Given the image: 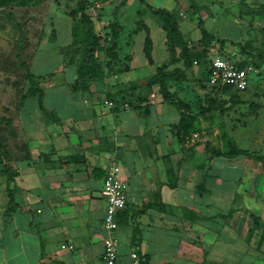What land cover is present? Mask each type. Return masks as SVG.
Returning a JSON list of instances; mask_svg holds the SVG:
<instances>
[{
    "label": "crops",
    "instance_id": "crops-1",
    "mask_svg": "<svg viewBox=\"0 0 264 264\" xmlns=\"http://www.w3.org/2000/svg\"><path fill=\"white\" fill-rule=\"evenodd\" d=\"M134 29L130 34H137ZM152 31L154 63L145 56L144 43L139 56L134 37L123 38L122 32L117 58L100 51L105 76L83 81L77 63L67 58L71 20L65 46L47 54L46 72L34 69L38 49L48 38H39L32 54L26 52L28 45L22 53L43 89V108L38 95L21 98L26 83L0 85V172L8 167L16 173L10 182L0 173V264H104L103 182L112 163L120 165L129 185L115 232L118 264H134L135 251L141 264H264V238L250 237L251 213L243 215V222L241 211L219 209V202L231 207L252 200L255 185L264 190L263 171L244 155L209 159L205 148L206 140L224 143L229 134L253 151L258 129L248 134L249 125L235 129L224 115L213 119L202 108L204 88L172 83L171 91L197 118L181 146L173 130L181 120L179 110L164 100L159 84L150 85L156 68L170 57L165 33L164 52L159 48L162 58L156 62L158 41ZM216 51L212 47L210 55ZM8 66L7 56L0 67ZM141 66H155L151 78L137 77ZM196 67L197 74L204 72L203 65ZM241 101L246 102L242 96ZM9 190L15 208L7 212Z\"/></svg>",
    "mask_w": 264,
    "mask_h": 264
},
{
    "label": "rangeland",
    "instance_id": "rangeland-1",
    "mask_svg": "<svg viewBox=\"0 0 264 264\" xmlns=\"http://www.w3.org/2000/svg\"><path fill=\"white\" fill-rule=\"evenodd\" d=\"M144 1L145 3L141 0H88L91 8L90 13L97 23V33L103 38L102 43L104 45L109 43L106 37L107 23L117 19L123 25L122 37L124 38L132 33V30L137 27V21L142 19L149 25L150 30H153L154 37L158 41V52H155V57L156 62L159 63L162 58L159 48L164 52L165 31L161 19L152 12L148 4L153 7L173 8L171 11L176 13L183 33L187 38L192 39L189 42L194 46H198L199 40L203 37L202 27L206 28L214 36L209 41L210 47L219 52L232 54L236 52L237 58L249 59L251 63H255L256 75L251 79L250 88L240 92L246 102L231 105V97L236 94L237 90L233 88L230 91H219L218 94L217 90L207 83L203 71L201 74H197V64L193 65L186 80L173 83L188 85V87L190 85L201 86L202 90L204 88L206 94L201 98L203 109L209 105V100L216 97L214 104L225 109L223 115L230 127L235 126V129H238L249 125V129L245 132L248 134L250 132L252 134L254 129H258L260 136L257 139V145L252 146L254 148L252 152L263 155L264 13L262 7L264 0H199L196 7L191 6V0ZM76 7L77 0H12L9 4L0 6V62L7 59V56L10 59V66L0 67V85L25 84L22 77L23 71L19 67L15 55L16 43L22 37L19 27L22 28L25 37V48L27 45L30 46L26 51L28 55L39 47V38H48L49 43L42 44L38 49L36 57L38 65L34 69L37 73H44L49 66L47 54L51 52L53 55L58 54L60 48L64 47L69 40L66 33L69 21L72 20L73 25L80 21L79 15L75 14ZM52 29L61 32V34H56L54 40H50ZM130 35L135 39L136 52L140 56L139 50L144 43L146 33L140 31L136 35ZM247 43L248 46H246ZM84 46L85 43L82 45L73 44V42L68 44L67 52L71 53L67 57L68 60L74 53L77 54L79 49L82 52ZM244 46H246V50ZM97 55L100 59L104 53L98 51ZM153 71H155V66H141L138 69L137 77L151 78ZM193 91L191 90V92ZM193 105L196 108L199 103ZM227 105L231 106L227 108ZM249 146L241 141V147L248 148ZM251 161L257 169L259 168L264 173V160ZM250 190L252 191V200L236 201L232 203L231 207L229 203L219 202V209L230 214L241 211L244 213L241 214L243 222L246 220V216L243 217V215L251 213L250 237L254 236L256 241H262L264 238V190L260 185H255Z\"/></svg>",
    "mask_w": 264,
    "mask_h": 264
},
{
    "label": "trees",
    "instance_id": "trees-1",
    "mask_svg": "<svg viewBox=\"0 0 264 264\" xmlns=\"http://www.w3.org/2000/svg\"><path fill=\"white\" fill-rule=\"evenodd\" d=\"M11 1L12 0H0V6L7 5ZM141 1L145 3L144 0ZM198 1L199 0H191V6H198ZM148 6L152 10V12L157 15L162 21L163 29L166 33V43L170 53L169 62L161 64L156 68L155 75L152 78L150 84H159L160 91L163 95L164 100L175 105L179 110L181 120L178 124H175L173 126V130H175L176 132L180 145L184 147L188 136L192 133V131H194L195 124L197 123V118L196 115L191 112L190 105L183 99H181L175 92L171 91V85L174 81L180 82L186 80L195 62H197L198 65H203L207 83L211 85L209 83L208 66L210 51L212 47H210L209 41H211L210 39H213L214 36L210 31L202 27L203 37L199 40V45L194 46L189 42V40L185 38V36L181 32L179 21L174 11L163 7H153L149 4ZM262 8V12L264 13V5ZM90 9L91 8L88 0H77L75 14L77 13L79 15L80 21L73 25V44L79 43L82 45V43H85V46L82 52L79 49L77 54L74 53L75 55L73 54L69 59L70 62L77 63L78 80L83 81L100 79L105 76V63L100 61L97 56V52L105 50L110 54L112 59L117 58L115 50L118 48V43L123 32V26L117 19L111 21L107 26L109 31L106 33V37L108 38L109 43L108 45H104L102 43L103 38L96 32L95 23L90 13ZM19 28L22 37L19 38L16 43L15 55L17 57V63L23 71L22 77L24 78L26 85H29L28 90L21 96V98L24 99L25 97L38 95L40 105L43 108L44 92L43 89L38 86L40 85L37 81L38 77L33 73L30 65L23 58L22 53L25 48V37L22 28ZM140 31H145L146 33L144 42L145 56L150 63H154L152 55L153 39L151 37V30L142 19L137 21V27L134 29V33H138ZM56 34V29H52L50 40H54ZM248 45L249 44L247 43L246 46ZM246 46H244L245 50ZM70 54V52H67V57L70 56ZM219 54L225 58L233 60L235 62V65L241 68L249 64L255 65V63H251L249 59L237 58L235 56L236 52L232 54L222 51L219 52ZM178 63H181V66L177 65ZM211 86L217 90L218 94L219 91L221 92L233 90L231 86L226 85ZM215 99L216 97H213V99L209 100V105L203 109V111H205L208 116H212L213 119L215 114L223 116V112L225 111V109L223 110L221 107L214 104ZM231 101V105L242 103L240 91H236V94L231 97ZM231 105H227V108H229ZM205 148L208 153L209 159H213L215 157L234 158L240 155H244L258 161L264 160V154L259 155L248 149L241 148L229 134L226 135L224 144L213 139L206 140ZM0 173L7 174L9 182L12 181V179L14 178L13 175L16 174L15 171H11L8 167H4ZM14 208V192L12 190H9V208L7 209V212L14 210ZM227 216L228 214L221 215V217L223 218H227Z\"/></svg>",
    "mask_w": 264,
    "mask_h": 264
},
{
    "label": "built area",
    "instance_id": "built-area-1",
    "mask_svg": "<svg viewBox=\"0 0 264 264\" xmlns=\"http://www.w3.org/2000/svg\"><path fill=\"white\" fill-rule=\"evenodd\" d=\"M197 62H195L196 64ZM209 83L217 86H231L237 91H246L250 88L251 79L255 74V67L252 64L238 67L229 58L221 56L217 51L209 57ZM110 107H115V103L106 100ZM121 167L117 163H112L107 169L103 182V192L106 197L107 206L103 219V228L106 232L103 244V263L118 264L119 250L115 232L119 228L118 217L128 202V183L120 176ZM63 245V248H66ZM69 248H73L72 245ZM134 264H141L142 258L135 251L132 253Z\"/></svg>",
    "mask_w": 264,
    "mask_h": 264
}]
</instances>
